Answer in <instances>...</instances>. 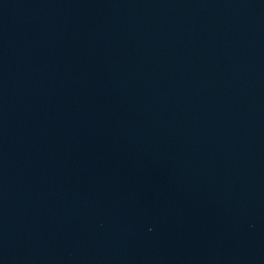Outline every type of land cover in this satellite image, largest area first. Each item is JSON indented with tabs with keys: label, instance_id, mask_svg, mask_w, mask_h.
Segmentation results:
<instances>
[{
	"label": "water",
	"instance_id": "obj_1",
	"mask_svg": "<svg viewBox=\"0 0 264 264\" xmlns=\"http://www.w3.org/2000/svg\"><path fill=\"white\" fill-rule=\"evenodd\" d=\"M0 264H264V0H0Z\"/></svg>",
	"mask_w": 264,
	"mask_h": 264
}]
</instances>
